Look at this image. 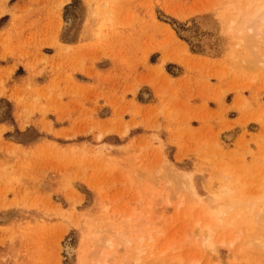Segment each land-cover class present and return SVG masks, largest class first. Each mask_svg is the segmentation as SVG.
<instances>
[{"label": "rangeland", "instance_id": "374dc122", "mask_svg": "<svg viewBox=\"0 0 264 264\" xmlns=\"http://www.w3.org/2000/svg\"><path fill=\"white\" fill-rule=\"evenodd\" d=\"M249 3L0 0V264L264 263L242 219L264 207Z\"/></svg>", "mask_w": 264, "mask_h": 264}, {"label": "bare ground", "instance_id": "6f19581e", "mask_svg": "<svg viewBox=\"0 0 264 264\" xmlns=\"http://www.w3.org/2000/svg\"><path fill=\"white\" fill-rule=\"evenodd\" d=\"M261 1V0H260ZM264 1V0H263ZM253 3H249V4H245L244 6H245V10L247 11V13H246V11H245V13H246V16H244L243 17V19H242V21L243 22H241L242 24H241V26H240V30L238 31V32H241V30L242 31H246V33H244V34H246L245 36H248L247 38H248V42L250 41L251 43H253V42H255V43H253V45H259V43H258V41H259V39L260 38H262L261 36H262V33L264 32V3H263V5L262 6H256L255 8H253L251 5H252ZM260 5V4H259ZM242 8H243V6H242ZM243 13V12H242ZM237 26V25H236ZM235 26V27H236ZM238 26H239V22H238ZM236 27L237 29L239 28V27ZM234 27V28H235ZM231 28V27H230ZM229 28V29H230ZM236 30V29H235ZM233 31V30H232ZM233 32H235V31H233ZM243 33V32H242ZM241 33V34H242ZM239 34V33H238ZM243 34V35H244ZM239 36V35H238ZM237 38V37H236ZM241 38H243V41H244V38H245V40H246V37H242V35H241ZM240 38V36H239V39H241ZM241 42H242V39H241ZM244 42H246V41H244ZM248 46V45H247ZM260 47V46H259ZM253 49V48H252ZM257 50V49H256ZM256 54V53H255ZM252 55V54H251ZM254 57V56H253ZM253 59V58H252ZM255 59V58H254ZM249 60V59H248ZM257 61H259V60H257ZM256 61V62H257ZM259 62H261V61H259ZM262 63V62H261ZM264 63V62H263ZM258 64V63H257ZM253 65V64H252ZM253 69V68H252ZM258 70V69H257ZM183 175H185L184 173H182ZM262 177V176H261ZM264 178V177H263ZM189 179V178H188ZM260 179V178H259ZM261 181V180H260ZM223 186L224 185H227V183H225V184H222ZM222 185H221V187H222ZM259 186V185H258ZM261 186V185H260ZM220 187V188H221ZM225 187V186H224ZM223 188V187H222ZM221 188V193H223L222 191H225V190H227V191H229L228 189H226L225 188V190L224 189H222ZM262 188V187H261ZM247 189V188H246ZM226 192V191H225ZM220 193V197H222L221 195H223V194H221ZM249 193H250V191H249ZM259 194H260V191L258 192ZM216 194V193H215ZM219 194V192L217 193V195ZM242 194V193H241ZM256 194V193H255ZM261 194H262V191H261ZM243 195V194H242ZM246 195H244V197L243 198H245L246 199V201H247V197H245ZM239 197H240V195H239ZM233 198V197H232ZM241 199H242V197H240ZM213 199H217L216 197L215 198H213ZM239 199V198H238ZM237 198L236 199H233L232 201H234V200H238ZM241 199H239V201L241 200ZM256 199V198H255ZM229 200V199H228ZM254 200V199H253ZM245 201V202H246ZM235 202V201H234ZM233 202V203H234ZM241 202L243 203L244 202V200H241ZM240 202V203H241ZM244 202V203H245ZM251 201H249L248 202V205H249V203H250ZM254 202L256 203V201L254 200ZM227 204L226 203V205L228 206V205H230L227 209H229V212L230 213H233L234 215H235V219L236 218H240V216H241V211L243 210V208L247 205V203L244 205V203L243 204H238L239 202H235L237 205H238V207L235 205V203L234 204ZM252 203H253V201H252ZM254 203V204H255ZM258 204H262V203H258ZM264 204V203H263ZM224 206V208H221V211H220V208L219 207H217L218 209H219V211L217 212L219 215H220V213H222V216H223V213L225 212L226 213V207L227 206ZM247 205V206H248ZM250 205H252V204H250ZM250 205H249V207H250ZM219 206H220V204H219ZM253 207H250V209H249V212L248 213H244V214H242V216L244 215V216H249L250 215V217H248L249 219L247 220V219H245V218H242L244 221H247V222H250L251 223V227L252 226H254V229H252V230H246L247 232H246V237H247V241H246V239H245V241H244V245L246 244V245H248V248L250 247V249L252 250L251 252L252 253H255V254H262L263 255V257L261 258L262 260H264L263 258H264V207H259V206H257L258 208H255L254 206L255 205H252ZM262 206V205H261ZM264 206V205H263ZM236 207V208H235ZM216 207H215V209H217ZM215 211V210H214ZM245 212V211H244ZM217 213L216 212H214V215L216 214L217 215ZM224 213V214H225ZM229 213V216L231 215ZM228 214V213H227ZM226 214V215H227ZM232 214V215H233ZM215 215V216H216ZM219 215H217L216 216V218H215V216L213 217L214 219H216L215 220V223H216V225H219V224H223V223H221V221L220 220H222V216L220 217V218H218V216ZM225 216V215H224ZM247 218V217H246ZM211 219H212V217H211ZM211 219H210V221H211ZM231 219H233V223H235V221L237 220H235L233 217L231 218ZM231 219L230 220H228L227 218H226V220L229 222V221H231ZM235 220V221H234ZM260 220V221H259ZM261 220H262V225L261 224H259L260 222H261ZM199 221V220H198ZM208 221V220H207ZM213 221V220H212ZM223 221V220H222ZM241 221L242 220H240L239 219V224L241 223ZM256 221H259V222H257L256 223ZM200 222V221H199ZM238 222V221H237ZM219 223V224H218ZM243 223V222H242ZM245 223V222H244ZM231 224V223H230ZM247 224V223H246ZM212 225V224H211ZM210 225V223H207L206 225H204L203 227H199L200 228V233H201V235L204 237V245H205V247L206 246H208V247H206L208 250H210L211 249V251L212 250H215V246H214V242H213V229H212V226ZM248 226H249V228H250V225L248 224ZM147 231V230H146ZM148 233V232H147ZM240 233V232H239ZM149 234V233H148ZM239 235H241V236H243L242 235V233L241 234H236L235 236H239ZM235 236L233 237V238H235ZM145 237V236H144ZM146 237H152V234H150V235H148V236H146ZM233 238H232V240H231V242L233 241ZM238 238H240V236L238 237ZM109 239V238H108ZM143 239V238H142ZM142 239H140V240H142ZM152 239V238H151ZM236 239V238H235ZM129 240V239H128ZM147 240V239H146ZM150 240V239H149ZM202 240V239H201ZM242 240H243V238H242ZM236 241V240H235ZM207 242V243H206ZM234 242V241H233ZM106 243V242H105ZM203 245V246H204ZM232 245H233V243H232ZM109 246L111 247V245L109 244ZM152 246V245H151ZM144 247V246H143ZM141 248V246H139V249ZM210 248V249H209ZM247 248V250H249ZM138 249V248H137ZM142 249V248H141ZM136 250V249H135ZM246 250V251H247ZM140 251H143V250H139V252ZM248 252V251H247ZM250 252V251H249ZM138 255H139V253H138ZM258 256V255H257ZM172 257V256H171ZM259 257V256H258ZM162 258V257H161ZM189 258V257H188ZM171 259V258H170ZM192 259V258H191ZM174 261V260H173ZM194 261V260H193ZM197 262V261H196ZM263 262V261H262ZM153 263V262H152ZM194 264H196V263H194ZM264 264V263H263Z\"/></svg>", "mask_w": 264, "mask_h": 264}]
</instances>
